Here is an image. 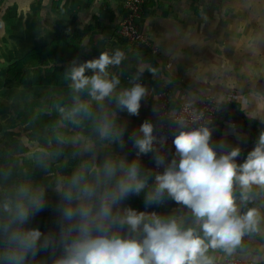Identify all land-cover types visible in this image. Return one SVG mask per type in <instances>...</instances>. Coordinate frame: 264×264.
I'll use <instances>...</instances> for the list:
<instances>
[{
    "label": "clouds",
    "instance_id": "9594fccd",
    "mask_svg": "<svg viewBox=\"0 0 264 264\" xmlns=\"http://www.w3.org/2000/svg\"><path fill=\"white\" fill-rule=\"evenodd\" d=\"M125 59L123 51L101 52L96 59L74 60L64 72L69 99L58 105L62 121L90 122L102 141L124 147L127 125L119 113L138 115L148 89L137 78L129 87L109 71ZM251 120L264 116L247 114ZM178 134L168 158L167 137L144 121L129 139L135 158L111 155L91 169H78L55 183L58 232L30 224L46 205L45 189L22 183L0 196V264H31L42 250L59 244L53 264H221L244 250L246 238L264 237V127L255 147L238 163L239 146L226 135L212 144L213 128L173 123ZM75 140H86L83 136ZM153 154L155 168L141 157ZM162 169V171H159ZM144 195L145 209L167 200L184 215L125 206ZM247 264H264V249L246 253Z\"/></svg>",
    "mask_w": 264,
    "mask_h": 264
},
{
    "label": "crops",
    "instance_id": "0c3cea01",
    "mask_svg": "<svg viewBox=\"0 0 264 264\" xmlns=\"http://www.w3.org/2000/svg\"><path fill=\"white\" fill-rule=\"evenodd\" d=\"M5 1L7 6L13 4L21 45L26 44L23 37L30 36L29 45H44L61 52L62 60L69 58L63 63L85 62L119 49L125 59L109 71L120 77L121 87H129L137 78L148 89L138 115L119 113V120L127 125L122 148L100 140L94 132L82 134L67 126L62 148L67 150L69 170L91 169L116 154L134 159L136 149L129 135L146 120L154 124L158 93L166 88L171 89L175 104L198 103L206 97L219 100L222 111L212 126L211 142L219 146L226 135L230 146L241 148L238 163L255 147L260 120L247 114L264 116V0H145L139 23L149 45L119 35L126 15L123 0ZM62 91L68 101V87ZM230 93L238 102L229 106ZM77 136L87 142L75 140ZM141 160L144 168H151V153ZM147 211L165 216L186 213L171 200ZM244 244L235 256L246 261L247 252L264 249V237L246 238Z\"/></svg>",
    "mask_w": 264,
    "mask_h": 264
},
{
    "label": "rangeland",
    "instance_id": "374dc122",
    "mask_svg": "<svg viewBox=\"0 0 264 264\" xmlns=\"http://www.w3.org/2000/svg\"><path fill=\"white\" fill-rule=\"evenodd\" d=\"M14 18L13 4L7 6L6 1L0 0V196L14 191L22 183L44 188L46 205L30 222H41L45 234L57 233L60 198L55 192V183L75 170L68 169L67 150L62 148L60 128L66 126L52 115L51 110L53 98L60 105L63 88L47 84L44 72L36 77V71L29 66L31 63H58L61 52L44 50V45H29L30 36L23 37L26 44L21 45L20 35H16L19 23L16 24ZM52 64L51 67L59 71V67ZM217 101L220 113L222 107ZM235 102L238 100H228L226 105ZM263 126L260 123L255 126L258 131L255 140ZM70 149L72 152L73 147ZM59 254L57 243L54 249L47 250L42 263L53 264ZM230 259L247 262L235 255ZM230 259L222 260L221 264H228Z\"/></svg>",
    "mask_w": 264,
    "mask_h": 264
},
{
    "label": "built area",
    "instance_id": "2783aa9c",
    "mask_svg": "<svg viewBox=\"0 0 264 264\" xmlns=\"http://www.w3.org/2000/svg\"><path fill=\"white\" fill-rule=\"evenodd\" d=\"M126 8V15L119 27V35L131 42L139 45H149L148 36L144 33L139 23V19L144 10L145 0H123ZM171 89L166 88L158 93V113L156 115L155 134L158 137L166 136L167 144L165 145L168 158L174 153L175 148L172 139L178 130L173 124L176 121H183L189 128L199 126H214L218 121L219 103L215 97H206L198 103L182 102L175 104L172 99ZM229 100L233 101L235 95L228 94ZM152 167L155 168L153 154L151 153ZM162 171V169H159ZM228 264H247L240 260L230 259Z\"/></svg>",
    "mask_w": 264,
    "mask_h": 264
},
{
    "label": "trees",
    "instance_id": "16d2710c",
    "mask_svg": "<svg viewBox=\"0 0 264 264\" xmlns=\"http://www.w3.org/2000/svg\"><path fill=\"white\" fill-rule=\"evenodd\" d=\"M43 49H38L37 51H41ZM44 50L51 51V49L45 47ZM69 58L67 59H58L56 62L58 63H53L56 64L55 66H58L59 71L56 70V68L51 67L52 63H31L29 67H31V70L36 71V77L37 76H42L43 72L45 74L46 79L48 80L47 84H52L54 86H59V87H68L67 81L65 80L64 72L67 70L69 65L71 63H63V61H68ZM52 64V65H53ZM51 67V68H50ZM53 68V69H52ZM57 71L56 75L54 74ZM53 76V77H52ZM57 76V79L53 80L54 77ZM60 76V77H59ZM44 77V76H43ZM45 83V82H44ZM58 101L53 98L52 103H51V110H52V115H54L57 119H60V123H62L64 126H71L73 128H76L80 133L82 134H92V126L90 122L85 121L83 125L77 126L70 124L66 121H62L58 109L56 108L58 104H56ZM64 99L60 100V104L66 103ZM65 128H60L62 132V138L64 139L68 135V129ZM151 167H152V160H151ZM124 204H128L129 206L138 209V210H147L145 209V204H144V195H132L130 196ZM31 226L39 228L41 231L43 230L44 226L41 222H36L32 223L30 222ZM47 250H42L38 253V255L35 257L34 260L30 258L31 264H43L42 261L45 258V255L47 253Z\"/></svg>",
    "mask_w": 264,
    "mask_h": 264
}]
</instances>
